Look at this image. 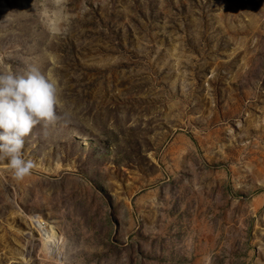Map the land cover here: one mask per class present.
Returning a JSON list of instances; mask_svg holds the SVG:
<instances>
[{"label":"rangeland","instance_id":"obj_1","mask_svg":"<svg viewBox=\"0 0 264 264\" xmlns=\"http://www.w3.org/2000/svg\"><path fill=\"white\" fill-rule=\"evenodd\" d=\"M30 63L70 119L0 161V264H264V0H0Z\"/></svg>","mask_w":264,"mask_h":264},{"label":"clouds","instance_id":"obj_2","mask_svg":"<svg viewBox=\"0 0 264 264\" xmlns=\"http://www.w3.org/2000/svg\"><path fill=\"white\" fill-rule=\"evenodd\" d=\"M57 86L37 64L21 71L0 70V161L17 181L31 174L33 160L23 157L26 138L40 126L46 130L59 122L68 123V113L58 112Z\"/></svg>","mask_w":264,"mask_h":264},{"label":"bare ground","instance_id":"obj_3","mask_svg":"<svg viewBox=\"0 0 264 264\" xmlns=\"http://www.w3.org/2000/svg\"><path fill=\"white\" fill-rule=\"evenodd\" d=\"M86 137H87V136H86ZM43 237H44V236H43ZM47 237H48V236H47ZM47 239H48V238H47ZM47 239H46V240H47ZM47 241H48V240H47ZM51 241H52V239H51ZM45 243H46V242H45ZM47 243H48V242H47ZM53 245H54V244H53Z\"/></svg>","mask_w":264,"mask_h":264}]
</instances>
